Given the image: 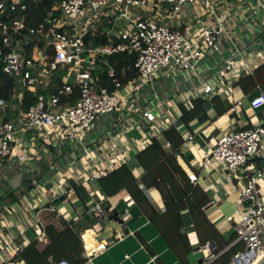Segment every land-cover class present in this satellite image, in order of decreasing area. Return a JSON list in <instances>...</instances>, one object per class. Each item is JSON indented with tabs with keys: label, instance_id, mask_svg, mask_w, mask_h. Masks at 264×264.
<instances>
[{
	"label": "built area",
	"instance_id": "1",
	"mask_svg": "<svg viewBox=\"0 0 264 264\" xmlns=\"http://www.w3.org/2000/svg\"><path fill=\"white\" fill-rule=\"evenodd\" d=\"M186 6L191 11L189 16L182 15ZM233 9L247 13L258 28L243 46L234 45L225 28ZM26 10V0H0V73L12 83L9 98L0 100V177L5 162L29 165L42 154L48 156L53 147L67 144L79 153L65 171L69 172L68 179L76 185L96 181L127 162L131 149L125 146V129L141 130L134 114L147 124L154 123L157 130L174 124L160 119L170 100L160 99L155 91L157 82L190 77L192 88L179 91L175 97L185 105L192 104L218 97L226 84L234 85L241 76L253 75L258 60L264 57V0H58L35 26L25 22ZM112 20L122 21L123 26L115 31L110 26L105 32L103 27L114 24ZM223 38L232 43L227 55L220 48ZM120 53L136 57L130 65L136 77L125 82L117 78L116 61L111 58ZM209 53L216 54L218 61L207 71L201 61ZM140 88L152 91V107L137 104ZM123 89L127 93L121 94ZM26 93L33 94L34 103L23 110ZM248 105L264 114V93H256ZM103 120L101 134L90 138ZM151 130L142 147L155 135ZM192 139L189 134L184 145ZM263 141L262 123L229 129L197 163L199 175L213 163L233 179L242 178L236 208L225 221L232 225V244L242 243L243 250L234 252L228 264H253L254 258L264 254V169L252 164ZM197 174L185 171L191 184L196 183ZM65 180L64 173L59 174L56 186L64 195L74 193ZM35 187L40 184L32 178L30 188L20 197L26 209L36 198ZM43 195L48 202L58 196L50 189ZM93 213L106 215L99 203L87 211ZM234 215L238 216L237 223ZM22 216L21 223L16 224L19 234L33 229L35 240L42 242L44 228L38 215L24 212ZM10 227L5 218L0 220V264H24L13 262L22 248L15 245ZM85 233L87 230L79 238L82 257L89 260L107 244L97 241L91 232L96 241L91 245L84 241ZM212 250L209 243L197 248L203 258L201 264H211L217 258ZM55 264L69 263L61 260Z\"/></svg>",
	"mask_w": 264,
	"mask_h": 264
},
{
	"label": "crops",
	"instance_id": "2",
	"mask_svg": "<svg viewBox=\"0 0 264 264\" xmlns=\"http://www.w3.org/2000/svg\"><path fill=\"white\" fill-rule=\"evenodd\" d=\"M189 13H191L189 7H183L182 15L187 16L188 14L189 16ZM225 28L231 35L234 45L237 46L245 45L258 33V28L249 15L244 12H237L234 9L230 12ZM231 46L232 43L227 38L220 41V48L224 55L231 51ZM253 48L256 49L257 45ZM217 61L218 56L209 53L201 61V67L210 71V68ZM191 88L192 81L190 77L179 76L174 80L163 79L157 82L155 91L157 94L159 93L160 99L169 101L179 91L187 92ZM146 90L149 89L146 88ZM224 91L218 97L214 96L196 103L184 104L185 109L180 107L184 112L183 115L177 118L170 127L164 126L163 129L158 128L157 130L154 126L142 125L136 120L141 130L136 131L130 128V137L125 136V146L131 149L125 164L130 169L137 188L158 214H163L165 211L161 195L154 187L149 175L137 163L134 157L135 154L148 147L150 140L155 138L161 148L173 155L176 163L184 173L191 170L197 174L198 161L205 151L215 144L219 135L229 129H247L259 123L264 124L263 112L252 110L248 105V101L256 93L259 91L264 93V57L258 60V67L253 75L241 76L234 85L226 84ZM150 92L149 100L140 99L137 104L152 107L154 101L150 102L152 91ZM238 101L240 105H236ZM231 108H234V110L231 111ZM106 122L107 125L110 124L109 119ZM103 124L104 120L99 122L94 131L89 134V137L95 139L101 134ZM152 128L155 135L150 138L146 146L142 147V140L147 138L146 135L149 134L150 136ZM171 129H174L181 139V145L178 149L169 143L170 140H173V135L169 133ZM143 132L144 134H142ZM189 134L193 135V139L184 145ZM131 135H134V137L139 136V139L136 140ZM77 154L79 155L73 147L60 144L53 147L48 156L42 154L37 159L30 161L29 165H21L14 161L5 162L1 168L0 220L5 218L11 225L10 229L13 227L15 222L7 216H2V214H5L4 203H9L13 199L14 201H20L22 207H24L23 213L27 212L28 215L32 216L37 214L43 228L47 224H52L56 229H62L63 223H67L76 225L81 231L90 230L92 233L98 234L103 231L106 220H100L98 213L87 214V211L97 203L101 205L105 213L119 206V213L124 221L123 226L127 229V233L116 232L113 242L107 244L104 251L86 260L83 264H190L187 261L188 255L195 254V250L205 243L213 244L211 253L217 255L213 262L218 260L222 264L223 259L219 257L221 254L229 249H233L234 252L243 250L242 243L232 244L235 240L232 225L225 221V217L232 215L233 210L236 208L237 190L242 185L241 176L233 179L227 171H222L213 163L203 175L197 174V181L192 186L202 191L207 197V203L202 208L203 215L194 218L187 209L181 210L180 219L183 226L179 229V232H176L167 227L163 228L161 223H158V228H156L146 216L148 207L142 206L141 208L138 206L126 189H120L107 196L99 187L97 180L81 185H76L69 180V172L66 173L65 171L68 166L70 167L75 163ZM252 164L264 169V141L259 155L252 159ZM63 173L66 176V187L74 189V193L58 195L50 202L46 201L42 194V199L32 201L26 209L20 197L30 188L32 178L37 180L40 187L43 185V191H47L52 190L50 188L52 182L56 186L59 174ZM261 187L263 192L264 181H262ZM56 188L62 190L57 186ZM150 188H152L151 191L148 190ZM59 198L63 200L57 203ZM22 220L23 216L17 217L16 224L21 223ZM94 221H97V223H94ZM146 229L152 232L150 239L144 233ZM26 232L24 230L19 239H15L10 232L14 238V243L18 244L21 239L26 246L35 240L26 236ZM184 238L186 239L184 245L177 243V241H182ZM38 243L40 247H43L47 240L44 237L43 241ZM225 243L227 244L225 245ZM159 244L160 248L156 250L155 246H159ZM227 247L229 249L223 252Z\"/></svg>",
	"mask_w": 264,
	"mask_h": 264
},
{
	"label": "trees",
	"instance_id": "3",
	"mask_svg": "<svg viewBox=\"0 0 264 264\" xmlns=\"http://www.w3.org/2000/svg\"><path fill=\"white\" fill-rule=\"evenodd\" d=\"M57 1L26 0L25 22L30 26H35ZM19 17L20 15L18 14L17 18ZM111 58L116 61L115 70L119 80L125 82L136 77V72L131 68L136 58L134 54L120 53ZM122 71L125 72L124 78H121ZM11 88L12 83L8 77L0 73V100L6 101L9 98ZM33 103V94L26 93L24 94L21 108L25 110ZM169 133L173 135V140H170L169 143L178 149L181 145L179 134L174 129H171ZM134 157L139 166L149 175L154 187L160 193L165 207L164 213L158 214L152 209L151 205L137 188L135 179L126 164L121 165L97 180L99 187L105 195L110 196L120 189H126L138 206L141 208L142 206L148 207L146 216L156 228H158V223H161L163 228L167 227L179 232V229L183 226L180 219V211L184 209H187L194 218L203 215L202 208L207 203L206 195L189 183L185 173L178 166L173 155L161 148L155 138H152L149 146L137 152ZM81 232L83 231L79 230L76 225L63 223L62 229H56L54 225L47 224L44 227V236L47 243L43 247H40L36 240L31 241L13 257V262L55 264L58 261L65 260L69 264H83L86 259L81 255V241L79 238ZM185 240L184 238V240L177 241V243L184 245ZM233 252V249H229L219 256L223 259L222 264L228 263V259Z\"/></svg>",
	"mask_w": 264,
	"mask_h": 264
},
{
	"label": "rangeland",
	"instance_id": "4",
	"mask_svg": "<svg viewBox=\"0 0 264 264\" xmlns=\"http://www.w3.org/2000/svg\"><path fill=\"white\" fill-rule=\"evenodd\" d=\"M111 22L114 23V24L103 27V30L105 32H107L110 29V26L112 27V29H111L112 31H115L116 29H120L123 26V22L122 21L117 20L116 22H114V20H112ZM120 93L121 94H125V93H127V90L123 89V90H121ZM150 96H151L150 90H146V88H140V90L138 92V99L144 98V100H146V99L149 100ZM188 97L191 98L189 95H188ZM180 107L182 109H185L184 104L181 103L178 100L177 97L171 98L169 109L165 113H160V117H161L160 119L163 120V121L168 119V120H171V121L175 122L177 120V118H180L183 115V113H184L181 110ZM133 118L135 119V121L138 120L142 125L147 124L146 121L140 120V118L136 114L133 115ZM148 125H149V127H153V126L155 127L154 123H150ZM129 130H130L129 128L125 129V135L128 136V137H130L129 136V133H130ZM142 134H144V132ZM131 136L134 139H136V140L139 139V136H135V137H134V135H131ZM83 161H85L84 158H83ZM1 178L2 177H0V180H1ZM42 187H43V185L41 187H38V188L35 187V188L32 189L33 195L36 197L35 199H32V201H35V200H38V199H42V197H43V195H42L43 194V188ZM50 188L52 189L51 191H53L54 195H61L62 194V190L56 188V186L54 185L53 182H52ZM263 192H262V194H263ZM62 200L63 199L59 198L57 200V203H60V201H62ZM124 201H126V200H124ZM4 209H5V214H2V216H7V217H9L11 220H13L15 222L13 227L10 229V232L14 235L15 239L16 238L19 239V237L21 235H19L18 229L15 227V224H16V221H17V217H21L22 216L23 211H24V207H22V205H21L19 200H15L14 201L12 199V201H9V203H4ZM233 218H234V223H237L238 222V216L234 215ZM94 223H97V221H94ZM25 230L27 231L26 232V236L32 238V240L36 239V233L34 232L33 229L26 228ZM15 245H17L19 247H24L25 246L24 242H22L21 239H20V242L18 244L15 242ZM200 257H201V254L196 251L195 254L188 255L187 261L190 264H197V260ZM213 264H220V262L217 260L216 262H213Z\"/></svg>",
	"mask_w": 264,
	"mask_h": 264
},
{
	"label": "water",
	"instance_id": "5",
	"mask_svg": "<svg viewBox=\"0 0 264 264\" xmlns=\"http://www.w3.org/2000/svg\"><path fill=\"white\" fill-rule=\"evenodd\" d=\"M177 156L176 154L174 155ZM100 215V220H106L105 227L103 231L96 234L95 239L97 241H104L106 244L113 242L115 233L119 232L122 234L127 233V229L123 226V219L119 213V206L111 209L104 216L102 213H98ZM99 220V221H100ZM213 247V244H210ZM197 251V249L195 250ZM203 261L202 257L197 260V264H201ZM258 264H264V255Z\"/></svg>",
	"mask_w": 264,
	"mask_h": 264
},
{
	"label": "bare ground",
	"instance_id": "6",
	"mask_svg": "<svg viewBox=\"0 0 264 264\" xmlns=\"http://www.w3.org/2000/svg\"><path fill=\"white\" fill-rule=\"evenodd\" d=\"M147 182H148V181H147ZM145 183H146V182H145ZM148 190L151 191L152 188H150V189H148ZM149 191H148V192H149ZM153 191H154V190H153ZM152 193H153V192H152ZM149 194H150V193H149ZM90 233H91V231H90V230H87V233L84 234L83 238H84V241H86V242H88L89 244L93 245L96 241L91 237ZM144 233H145V235H146L149 239L152 237V232H151L150 230L146 229V230H144ZM157 245H158V243H157ZM161 246H163V245H161ZM155 248H156V250H157L158 248H160V244H159V246H155ZM161 249H162V248H161ZM159 251H160V250H159ZM164 253H165V252H164ZM263 255H264V254H259L256 258H254V260H253V264H258L259 261L262 259Z\"/></svg>",
	"mask_w": 264,
	"mask_h": 264
}]
</instances>
